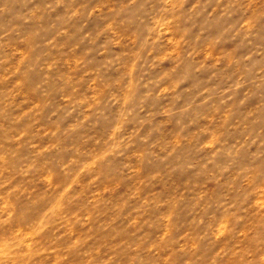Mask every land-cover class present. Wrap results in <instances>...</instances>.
I'll return each mask as SVG.
<instances>
[{"label":"rangeland","instance_id":"obj_1","mask_svg":"<svg viewBox=\"0 0 264 264\" xmlns=\"http://www.w3.org/2000/svg\"><path fill=\"white\" fill-rule=\"evenodd\" d=\"M0 264H264V0H0Z\"/></svg>","mask_w":264,"mask_h":264}]
</instances>
